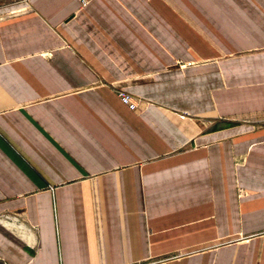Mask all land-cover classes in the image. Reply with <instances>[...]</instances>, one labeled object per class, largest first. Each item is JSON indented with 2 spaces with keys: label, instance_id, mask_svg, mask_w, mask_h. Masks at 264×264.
I'll return each mask as SVG.
<instances>
[{
  "label": "crops",
  "instance_id": "crops-1",
  "mask_svg": "<svg viewBox=\"0 0 264 264\" xmlns=\"http://www.w3.org/2000/svg\"><path fill=\"white\" fill-rule=\"evenodd\" d=\"M150 257L264 264V0H0V264Z\"/></svg>",
  "mask_w": 264,
  "mask_h": 264
},
{
  "label": "built area",
  "instance_id": "built-area-1",
  "mask_svg": "<svg viewBox=\"0 0 264 264\" xmlns=\"http://www.w3.org/2000/svg\"><path fill=\"white\" fill-rule=\"evenodd\" d=\"M117 93L121 101L125 105H127L130 109L132 110L138 109L139 107L138 99L135 97L134 94L124 89H118Z\"/></svg>",
  "mask_w": 264,
  "mask_h": 264
},
{
  "label": "rangeland",
  "instance_id": "rangeland-1",
  "mask_svg": "<svg viewBox=\"0 0 264 264\" xmlns=\"http://www.w3.org/2000/svg\"><path fill=\"white\" fill-rule=\"evenodd\" d=\"M179 63L182 64L183 62L181 60H179ZM135 97L138 99V103H139L138 109H141V105H142V102L144 101V99L139 97V96H136V95H135ZM241 193H246V191L241 190ZM170 256H172V255H170ZM173 256H180V254H178V253L175 254V255L173 254ZM159 260H162V257H157V258L150 257L148 259H144V260H142L140 262H136V263H133V264H153V263H155V261H159Z\"/></svg>",
  "mask_w": 264,
  "mask_h": 264
}]
</instances>
